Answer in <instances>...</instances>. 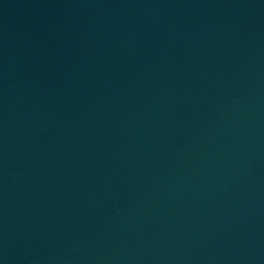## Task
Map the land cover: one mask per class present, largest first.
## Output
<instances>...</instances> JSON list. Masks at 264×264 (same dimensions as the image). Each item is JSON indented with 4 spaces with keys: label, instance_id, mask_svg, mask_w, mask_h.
<instances>
[{
    "label": "water",
    "instance_id": "obj_1",
    "mask_svg": "<svg viewBox=\"0 0 264 264\" xmlns=\"http://www.w3.org/2000/svg\"><path fill=\"white\" fill-rule=\"evenodd\" d=\"M0 264H264V0H0Z\"/></svg>",
    "mask_w": 264,
    "mask_h": 264
}]
</instances>
